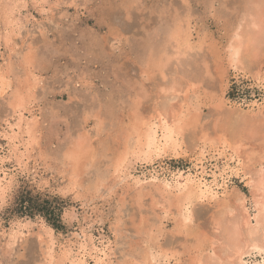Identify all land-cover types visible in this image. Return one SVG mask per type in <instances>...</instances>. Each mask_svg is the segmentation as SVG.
Instances as JSON below:
<instances>
[{
	"label": "rangeland",
	"instance_id": "1",
	"mask_svg": "<svg viewBox=\"0 0 264 264\" xmlns=\"http://www.w3.org/2000/svg\"><path fill=\"white\" fill-rule=\"evenodd\" d=\"M247 3L0 0V264L78 263L82 242L84 264H264V221L247 231L264 202V11ZM178 118L176 144L149 154L150 122L162 137ZM203 170L218 194L184 205ZM23 191L56 221L20 213ZM234 229L261 247L239 258Z\"/></svg>",
	"mask_w": 264,
	"mask_h": 264
},
{
	"label": "bare ground",
	"instance_id": "2",
	"mask_svg": "<svg viewBox=\"0 0 264 264\" xmlns=\"http://www.w3.org/2000/svg\"><path fill=\"white\" fill-rule=\"evenodd\" d=\"M243 3V2H242ZM249 3V5L251 6V8H250V6L249 5H247ZM248 3L247 4H245V5H247V10H249V12H251L253 9L255 10V12L257 13V11L259 10L260 11V9L261 10H263L264 11V0H248ZM240 5V4H239ZM245 7V6H244ZM229 8V7H228ZM239 8V7H238ZM243 9V8H242ZM9 10V9H8ZM246 10V11H247ZM231 11V10H230ZM11 12V11H10ZM7 13H9V12H7ZM13 13V12H12ZM244 14V13H243ZM247 13H245V15H246ZM249 14H251V13H249ZM261 14V13H260ZM241 16V15H240ZM257 16H259L258 18H257ZM263 16V14L260 16V15H258V14H256L255 15V18H254V20H253V25L255 26V27H257L259 30H261V32H263V29H264V17H262ZM261 19V20H260ZM238 21H239V19H238ZM237 21V22H238ZM238 24H239V22H238ZM179 25H181V24H179ZM239 26L240 27H238L239 29L241 28V25L239 24ZM182 27V26H181ZM182 29V28H181ZM183 30V29H182ZM187 30V29H186ZM235 31L236 30H234V33H235ZM171 37H175L176 39H181L183 36H182V33L180 32V30L179 29H177L176 31L174 30V31H172L171 32ZM236 36V41H237V43L238 44H236L235 46H232L231 48H232V50L234 49V51H232L236 56L237 55H239V53H240V51H241V48H242V42H243V36L242 35H240V33L239 32H236V34H235ZM118 37V36H117ZM116 37V38H117ZM184 38V37H183ZM251 38H249V40H250ZM184 41H187V38H185L184 39ZM189 41V40H188ZM160 44V43H159ZM155 45V44H154ZM158 45V44H157ZM193 45V44H192ZM190 43H188L187 44V50L188 49H194V46H192ZM150 46V45H149ZM152 47L151 48H153V45H151ZM202 46V45H201ZM247 47H249V46H251V45H246ZM252 47V46H251ZM147 48V47H146ZM163 48V47H162ZM160 49H161V47H160ZM253 49H254V51H253ZM253 49H252V54H253V57L255 56V55H257L258 56V52H259V49H258V44L256 43H254L253 44ZM165 49H163L162 51H164ZM148 51V50H147ZM168 51V50H167ZM261 53V52H260ZM149 56H152V53L149 55ZM259 56H260V54H259ZM147 57V56H146ZM167 58V60H168V56L166 57ZM259 58V57H258ZM151 59V58H150ZM160 61V60H159ZM239 61V60H238ZM255 61V60H254ZM152 62V61H151ZM167 63V62H166ZM165 63V64H166ZM262 63V62H261ZM155 64V63H154ZM158 64H160V63H158ZM157 64V65H158ZM164 64V65H165ZM156 65V64H155ZM254 65V64H253ZM264 65V64H263ZM256 66V65H255ZM260 66V65H259ZM261 68V67H260ZM260 71V70H259ZM261 71H262V69H261ZM144 73V72H143ZM146 74V73H145ZM176 88V87H175ZM173 91V90H172ZM18 95V94H17ZM20 98V97H19ZM16 99V98H15ZM15 99H13V101L15 100ZM21 99V98H20ZM19 99V100H20ZM16 100H18V99H16ZM15 102V101H14ZM16 102H18V101H16ZM19 102H21V101H19ZM17 104V103H16ZM37 116V115H36ZM153 116V115H152ZM25 117V116H24ZM27 117V116H26ZM32 117H34V116H32ZM30 118V117H29ZM142 118V117H141ZM31 119V118H30ZM140 119V118H139ZM144 119V118H143ZM160 119V118H159ZM163 119V118H162ZM161 119V120H162ZM23 120V119H22ZM33 120V119H32ZM141 120V119H140ZM186 120V119H185ZM188 120V119H187ZM263 120V119H262ZM150 121V120H149ZM184 121V120H183ZM182 121V119H174L173 120V126H170V125H168L167 123H166V121H163L162 120V123H161V130L163 131L162 133H163V135H162V137H158V128H157V124L155 125V124H152L151 122H150V128H149V130H148V133L145 135V140H144V142L142 143V144H144L145 146H146V148H147V152H149V154L150 153H153V152H155V153H160V151H162V150H164L167 146H169V144H171L172 145V143H175V135L177 134V133H180V131H181V129H182V126H183V122ZM22 122V121H21ZM36 122V121H35ZM155 122V121H154ZM140 123V122H139ZM156 123V122H155ZM149 124V123H148ZM170 124V123H169ZM252 126V125H251ZM256 126H257V124H256ZM253 127H255V126H253ZM260 127V126H259ZM30 128V127H29ZM28 128V129H29ZM33 128V127H32ZM140 128V127H139ZM144 128V127H143ZM159 129V130H160ZM250 129V128H249ZM254 129V128H253ZM11 130H12V128H11ZM32 130V129H31ZM30 130V131H31ZM145 130V129H144ZM258 130H259V128H258ZM257 130V131H258ZM146 131V130H145ZM185 131V130H184ZM263 131V130H262ZM21 132V131H20ZM27 132V131H26ZM147 132V131H146ZM250 132V131H249ZM248 132V133H249ZM252 132V131H251ZM255 131L253 130V133H254ZM258 132H260V131H258ZM12 133V132H11ZM19 133V132H18ZM255 133H257V132H255ZM6 134V133H5ZM20 134V136H21V133H19ZM28 134H30V132L28 133ZM252 134V133H251ZM18 135V134H17ZM22 135H23V132H22ZM32 135V134H31ZM179 135V134H178ZM12 137H11V139L14 137V134L13 135H11ZM19 137V136H18ZM22 137V136H21ZM24 137V136H23ZM23 137L22 138H20V139H23ZM33 137V136H32ZM28 138V137H27ZM30 138V137H29ZM161 138H163V139H161ZM13 139H15V137L13 138ZM18 139V138H17ZM28 140V139H27ZM26 140V141H27ZM32 140V139H31ZM9 141V140H8ZM24 140H22V142H23ZM19 142V141H18ZM28 142H29V140L27 141V145H28V148L30 147L29 146V144H28ZM21 143V142H20ZM136 143V142H135ZM25 144L26 143H24V146H25ZM176 144V143H175ZM22 145V144H21ZM137 145H138V143H137ZM17 146V145H16ZM15 146V147H16ZM238 146V145H237ZM11 147H13V145L11 146ZM15 147H13V149L15 148ZM25 148H27V147H25ZM239 148V147H238ZM237 148V149H238ZM146 150V149H145ZM144 150V151H145ZM14 151V150H13ZM12 153V152H11ZM17 153H18V151H17ZM16 153V154H17ZM203 153V152H202ZM15 154V153H14ZM13 154V155H14ZM25 154V153H24ZM161 154V153H160ZM12 155V154H11ZM19 155V154H18ZM29 155V154H28ZM157 155V154H156ZM125 156V155H124ZM154 156V155H153ZM210 156V155H209ZM12 157V156H11ZM28 157V156H27ZM30 157V156H29ZM151 157V156H150ZM206 157V155H205V153H203L202 154V157L201 158H199L198 160L200 161V163H201V166H202V162H203V160H206V159H204ZM215 157V156H214ZM217 157V156H216ZM15 158H18V157H15ZM21 158V157H20ZM208 158V157H207ZM24 159V158H23ZM25 159H26V157H25ZM128 159V158H127ZM210 159V158H209ZM2 160V159H1ZM137 160V159H136ZM213 160V159H212ZM26 161V160H25ZM24 161V162H25ZM211 161V160H210ZM15 162H19V161H15ZM29 162V161H28ZM205 162V161H204ZM248 162V161H247ZM257 162V161H256ZM27 163V162H26ZM200 163H198L199 165H200ZM208 163V162H207ZM216 163V162H215ZM244 163V162H243ZM2 164H3V162H2ZM19 164V163H18ZM17 164V166H19ZM245 164V163H244ZM22 165V164H21ZM199 165H196V166H199ZM217 165V164H216ZM246 165V164H245ZM25 166V165H24ZM242 166V165H241ZM4 167V166H3ZM200 167V166H199ZM205 167H206V165H205ZM219 168V167H218ZM226 168V167H225ZM224 168V169H225ZM4 169V168H3ZM10 169V168H9ZM21 169V168H20ZM222 169H223V167H222ZM221 170V169H220ZM228 170V169H227ZM6 171V170H5ZM11 171V170H10ZM16 171V170H15ZM19 171V170H18ZM202 171V170H201ZM212 171V170H211ZM224 171V170H223ZM226 171V170H225ZM3 172V171H2ZM20 172H21V170H20ZM213 172V171H212ZM17 173V172H16ZM156 173V172H155ZM200 173V172H199ZM205 171L203 170V172L201 173V174H192V176L191 177H189L188 179V181H190L191 182V185L189 186V188L191 189L188 193H186V194H184L183 195V197L181 198V200L183 201V203H184V205H188L189 203H190V200H191V197L192 196H194L195 197V195L194 194H199V197H206V195H217L218 194V192H216V190H215V188H214V185H213V183L215 184L216 183V179L214 180V182L213 183H210L208 180L209 179H206V177H205ZM214 173V172H213ZM224 173V172H223ZM222 173V174H223ZM264 173V172H263ZM3 174V173H2ZM4 174H6L5 172H4ZM208 174V173H207ZM210 174V173H209ZM216 174V173H215ZM222 174H220L221 175V177H222ZM216 175H218V178H219V174H216ZM14 176V175H13ZM211 176V175H210ZM213 176V175H212ZM223 176H225V175H223ZM13 178V177H12ZM215 178V177H214ZM223 180V179H222ZM225 180V179H224ZM258 180V179H257ZM4 181V176H2V175H0V192L2 191V190H4V187H3V182ZM13 181V180H12ZM212 181V180H211ZM259 182V184H257V187L259 186V185H261V184H263L264 185V181L262 180V179H260L259 178V180H258ZM182 182V181H181ZM171 183V182H170ZM255 183V182H254ZM216 187H217V185H215ZM172 187H174V186H172ZM171 188V187H170ZM182 189H183V187H182ZM218 189V188H217ZM7 193V192H6ZM6 193H5V195H6ZM3 194V193H2ZM181 196V195H180ZM2 197H3V195H2ZM5 197V196H4ZM3 197V198H4ZM175 199V198H174ZM177 199V198H176ZM195 199V198H194ZM3 200V199H2ZM1 201V200H0ZM169 204H170V202H169ZM190 207V206H189ZM180 208V207H179ZM257 209H258V212L254 215V224L251 222V220L250 219H248V221H247V225H248V234H252L253 232H254V230H257V229H259L260 227H261V225H262V223H263V219H264V202H262V203H258V205H257ZM226 210V209H225ZM169 211V210H168ZM234 212V211H233ZM222 213V212H221ZM246 213V212H245ZM189 214V213H188ZM224 214H225V212H224ZM235 216V215H234ZM218 217H219V215H218ZM233 217V216H232ZM186 220V219H185ZM219 220H220V218H219ZM226 220V219H225ZM232 220V219H231ZM180 221V220H179ZM184 222V221H183ZM185 222H187V221H185ZM231 222V221H230ZM232 223V222H231ZM16 224V223H15ZM183 224V223H182ZM222 224V223H221ZM227 224V223H226ZM241 224V223H240ZM228 225V224H227ZM159 226V225H158ZM230 227H231V225H229ZM240 226V225H239ZM242 226V225H241ZM244 226V225H243ZM181 227V226H180ZM24 228V227H23ZM232 228V227H231ZM230 228V229H231ZM241 228V227H240ZM240 228H238V229H240ZM217 229V228H216ZM233 229V228H232ZM238 229H234V230H232L231 232V236H230V240H231V242H232V244L235 246V250H237V252L239 253V258H241L242 259V257H243V254L245 253V247H261L260 246V243H259V241H258V239H254V238H252L253 240H247L246 239V241H243V239L241 238V236H240V233H239V231H238ZM243 229L244 228H242V230H241V232L243 231ZM177 230V229H176ZM199 230V229H198ZM226 231H228V230H226ZM229 233V232H228ZM13 234V233H12ZM23 234V233H22ZM89 234V233H88ZM242 234V233H241ZM77 235V234H76ZM203 235H205V234H203ZM228 235V234H227ZM11 236V235H10ZM13 236V235H12ZM85 236V235H84ZM87 237V236H86ZM179 237V236H178ZM200 237V236H199ZM198 237V238H199ZM206 237V236H205ZM227 237H229V236H227ZM14 238V237H13ZM83 238V237H82ZM84 239V241L86 240V238H83ZM94 239V238H93ZM201 239V238H200ZM199 240V239H198ZM202 240V239H201ZM82 241V240H81ZM155 241V240H154ZM200 241V240H199ZM78 242V241H77ZM80 243V242H79ZM84 242H82V244H80L81 246H80V248H79V251L77 252L78 253V263L77 262H74L73 264H82L83 262H87V257L89 256V255H93V254H91V253H89L88 252V250L89 249H87V247L83 244ZM91 243V242H90ZM93 243V242H92ZM197 243V242H196ZM66 244V243H65ZM90 245V244H89ZM230 245V244H229ZM233 245H232V247H233ZM51 246V245H50ZM56 246V245H55ZM66 246V245H65ZM69 246H71V245H69ZM74 247H75V245H73ZM182 246V245H181ZM262 246L264 247V243L262 244ZM78 246H76V248H77ZM90 247V246H89ZM95 247V246H94ZM96 247H97V245H96ZM231 247V246H230ZM49 248V247H48ZM52 249H53V247H51ZM62 248V247H61ZM73 248V247H72ZM69 249V248H68ZM99 249V248H98ZM102 249V248H101ZM100 249V250H101ZM167 249V248H166ZM256 249V248H255ZM78 250V249H77ZM76 250V251H77ZM100 250H98L99 252H100ZM168 250V249H167ZM56 251V250H55ZM57 252V251H56ZM102 252H103V250H102ZM164 252V251H163ZM263 252V251H262ZM73 253V252H72ZM95 253V252H94ZM104 253V252H103ZM49 254H51V258L49 259V261L50 262H54V260H55V257H54V255L52 254V251H50V253ZM105 254V253H104ZM103 254V255H104ZM106 254H109V252L107 253V251H106ZM97 255H98V252H97ZM68 256V255H67ZM214 256H216V254L214 255ZM98 257V256H97ZM100 257H102V256H100ZM73 258V257H72ZM96 258V257H95ZM196 258V257H195ZM101 259V258H100ZM103 259H105V258H103ZM149 259V258H148ZM198 259V258H197ZM56 261V260H55ZM100 261V260H99ZM155 261V260H154ZM153 261V262H154ZM66 262V261H65ZM65 262H63V263H65ZM105 262H107V261H105ZM160 262V261H159ZM202 262V261H201ZM55 263H58V262H55ZM54 264V263H53ZM84 264V263H83ZM89 264V263H88ZM95 264V263H94ZM128 264V263H127ZM155 264V263H154ZM156 264H157V261H156ZM160 264V263H159ZM199 264H200V262H199ZM204 264V263H203ZM224 264H225V262H224Z\"/></svg>",
	"mask_w": 264,
	"mask_h": 264
},
{
	"label": "trees",
	"instance_id": "3",
	"mask_svg": "<svg viewBox=\"0 0 264 264\" xmlns=\"http://www.w3.org/2000/svg\"><path fill=\"white\" fill-rule=\"evenodd\" d=\"M18 211L22 214L35 215L37 213H42L49 219L56 221L57 213L56 207H53L49 202L45 201L41 203L39 200L35 199L29 192H22L17 198Z\"/></svg>",
	"mask_w": 264,
	"mask_h": 264
}]
</instances>
